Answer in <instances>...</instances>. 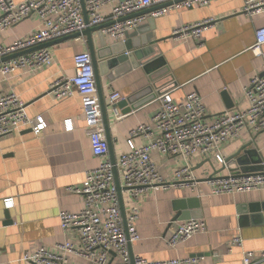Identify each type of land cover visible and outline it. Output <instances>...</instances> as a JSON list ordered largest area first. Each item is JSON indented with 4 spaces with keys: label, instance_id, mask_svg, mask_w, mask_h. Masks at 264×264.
Segmentation results:
<instances>
[{
    "label": "crops",
    "instance_id": "1",
    "mask_svg": "<svg viewBox=\"0 0 264 264\" xmlns=\"http://www.w3.org/2000/svg\"><path fill=\"white\" fill-rule=\"evenodd\" d=\"M244 5V0H209L203 6L170 7L163 15L146 18L138 26L139 37L150 35V51L157 57L154 67L148 69V63L120 64L99 73L100 95L98 91L97 94L106 112L110 159L112 156L115 160L128 150L126 139L132 128L151 124V117L159 108L158 97L164 92H169L176 101L197 92L206 109V121L224 111L248 106L245 88L252 77L261 72L264 63L263 57L251 49L255 30L264 25V10L247 12ZM109 12V6L103 7V15ZM206 21L199 38L174 34L181 26ZM40 26V19L32 14L0 31V43L10 44ZM91 39L96 51L101 50L103 43L110 46L112 52L122 48L123 41L104 37L99 30L91 33ZM45 47L52 55L49 65L20 68L8 76L0 73V96L15 93L24 102L28 117L40 116L46 122V128L37 134L24 128L0 141V264H32L23 260V255L39 246L52 247L65 242L77 246L76 231L62 230L58 214L82 209V196L69 192L68 188L81 186L85 173L100 161L91 151L79 95L55 99L49 93L54 80L74 74L73 57L78 52L89 51L87 37L80 35ZM16 56L3 58L0 64ZM151 72L164 74L156 76L158 78L153 76V82ZM158 81L159 92L152 88ZM113 90L130 100L126 106L115 107L120 118L109 104L108 96ZM126 109L129 111L124 112ZM66 119L71 121V130L65 128ZM151 139V135L140 134L133 142L141 145ZM239 151L246 156L248 172L257 167L259 160L264 164V133L243 132L221 147L225 159ZM208 158L211 163L201 165ZM151 159L159 172L171 181L174 170L188 163L191 177L197 181L194 186L150 188L140 193L138 199L120 188L124 219L133 204L140 207L136 221L139 239L129 245L134 256L151 262L196 257L195 263L185 264H243L245 252L264 250V187L249 192L211 194L209 181L202 179L220 167L214 158L164 156L152 152ZM227 165L236 168L234 171L224 169L223 175L242 174L236 162L231 160ZM190 197L198 199V219L205 221L206 230L174 247L169 246L165 240L176 225L172 221L176 213L174 202ZM9 198L13 204L6 206L4 201ZM235 239L239 242H234ZM68 258L72 264H92L73 253H69ZM109 258L112 263L119 261L113 253ZM256 264H264V261Z\"/></svg>",
    "mask_w": 264,
    "mask_h": 264
},
{
    "label": "built area",
    "instance_id": "2",
    "mask_svg": "<svg viewBox=\"0 0 264 264\" xmlns=\"http://www.w3.org/2000/svg\"><path fill=\"white\" fill-rule=\"evenodd\" d=\"M244 2V10L247 12L258 13L264 10V0ZM208 3L209 0H0V31L20 23L32 14L37 15L41 23L39 28L10 44L0 43V60L40 44L81 33L87 27L102 26L99 29L102 36L113 41H124L125 34L137 29L146 18L163 15L170 7L190 8ZM106 6L110 7V12L103 15L102 9ZM206 23L181 26L174 34L199 38ZM251 49L264 59V25L255 30V42ZM51 61L49 48L40 47L29 54L5 60L0 64V73L8 76L17 69L41 67L49 65ZM73 62L74 74L54 80L49 93L55 99L75 93L79 95L91 151L100 161L95 168L85 173L81 186L68 188L69 192L82 196V209L75 213L61 211L58 214L62 230L76 231L77 246L71 242L57 243L52 247L39 246L31 253H25L22 259L32 264H72L68 254L73 253L92 264L195 263L196 257L160 262L147 261L134 255L131 258L129 245L139 239L136 221L140 207L137 203L133 204L124 219L117 184L129 191L135 199L150 188L194 186L197 180L191 177V166L188 163L174 170L171 181L159 172L151 159V153L185 158L212 157L223 165L226 159L221 153L222 145L243 132L253 135L264 133V63L261 72L255 74L245 88L248 106L241 110L224 111L209 121L204 119L206 109L197 92L188 93L182 101L174 100L169 92L162 93L158 97L159 108L151 117V124H140L132 128L126 139L128 150L112 160L108 156V143L89 51L76 53ZM108 98L109 104L114 105L123 96L113 90ZM25 109L24 102L15 93L0 96V141L2 137L24 128H30L36 134L46 128L42 117L30 118ZM113 111L117 118L121 117L115 107ZM64 125L67 130L72 129L70 119H66ZM140 134L151 135L152 139L146 144L136 145L133 138ZM209 183L211 194L261 189L264 187V164L261 170L235 176L229 174L226 178L211 180ZM4 203L6 206L13 204L10 198ZM175 223L174 231L165 240L172 247L206 230L203 219L190 218ZM234 242H239V239ZM112 253L119 258L118 262L110 261L109 255ZM261 261H264V250L247 251L243 256V264Z\"/></svg>",
    "mask_w": 264,
    "mask_h": 264
},
{
    "label": "water",
    "instance_id": "3",
    "mask_svg": "<svg viewBox=\"0 0 264 264\" xmlns=\"http://www.w3.org/2000/svg\"><path fill=\"white\" fill-rule=\"evenodd\" d=\"M146 12H149V10H147ZM83 15L86 19L85 11H83ZM101 27L102 26L87 27L81 33H74V34H71L68 36H64L62 38L40 44V45H38L32 49H29V50L49 46L53 43H57V42L64 41L67 39L79 37L80 35L86 36L88 46H89V52L91 55L92 64H93V68H94V73H95L96 88H97L99 95H100L99 73L106 72L105 69H108V71H109L112 68L117 67L120 64H127L128 66H131V65L133 66V65H138V64L144 65V64L148 63L149 64V65H147L148 69H152L154 67L155 63L157 62L154 60L157 57L152 56V51H150V48H152L150 35L145 36V37H141V36L139 37L140 31L135 29L132 32H128L125 34V38H124V41L122 43L121 50L112 52V48L110 46H105V43H103V47L101 48V50L99 49L96 51L94 49L93 44H92L91 33L95 30H99ZM99 51H101V52H99ZM19 54H21V53H16V54H13L10 56H16ZM99 59H102V61H98ZM162 74H164V73H161V74H153L152 73L151 78L153 76L156 77V76H159ZM156 78H158V77H156ZM154 79L152 78L153 82H154ZM158 86H159V81L157 83L152 84V88L154 87L157 90V92H159L158 90L160 88ZM129 101H130L129 99H122L121 101L117 102L113 106L114 107L126 106V104ZM100 105H101V111H102L104 130L106 133V139H107V143H108V149H109V153L111 154V145H110V141H109V138L107 135L108 129H107V122H106V112H105L104 104L102 102L101 97H100ZM128 111H129V109H126L124 112H128ZM240 154H242V153H240V151H239L238 153H235L234 155L227 158L225 164L220 165V167L218 169H213L212 173L210 175H208L205 179H202V180L211 181V180H215V179H221V178L228 177L229 175L228 174L223 175L222 171L224 169H228L229 171H234V169L236 167L229 168L227 165V162L231 161V160H232V162L234 161V163L236 162V164L238 166H240L239 170L242 174H246L248 171L245 167H246L248 161L246 159L245 154H243V155H240ZM111 159L114 160L112 156H111ZM205 162L211 163V159L208 158L201 165H203ZM258 163L259 164L257 165V167L252 172L257 171V169L258 170L262 169L261 160H259ZM212 167H213V165H212ZM232 176H235V175L232 174ZM174 184H178V183L175 182ZM117 187H118V192H120L121 189H120V186L118 184H117ZM174 206H175L176 213H175V216L172 218V221H177V220L180 221V220L189 219V218H200L199 211H198L199 202H198V199L196 197H190V198H186V199L176 200L174 202ZM130 256H131V258L133 256L131 251H130Z\"/></svg>",
    "mask_w": 264,
    "mask_h": 264
}]
</instances>
